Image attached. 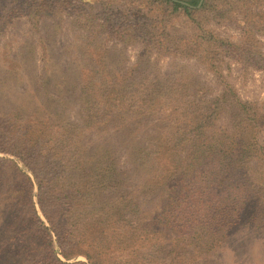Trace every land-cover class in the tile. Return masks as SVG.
I'll return each mask as SVG.
<instances>
[{"label":"trees","instance_id":"obj_1","mask_svg":"<svg viewBox=\"0 0 264 264\" xmlns=\"http://www.w3.org/2000/svg\"><path fill=\"white\" fill-rule=\"evenodd\" d=\"M165 1L184 12L202 4ZM69 78L61 77L55 105L34 93L39 102L25 118L0 114V264H116L105 260L110 250L134 244L119 264H180L179 248L197 258L235 231L244 236L264 225V165L253 175L248 165L264 159L262 123L227 83L203 99L187 76L163 82L88 71L74 78L77 92L74 82L66 87ZM72 104L84 131L66 116ZM223 105L236 111L235 130L206 133ZM149 119L155 135L131 145L127 151L140 152L126 154L129 167H121L115 147L123 137L137 143L133 134ZM85 131H112L115 143L107 139L90 151ZM247 239V249H255L253 236Z\"/></svg>","mask_w":264,"mask_h":264},{"label":"rangeland","instance_id":"obj_2","mask_svg":"<svg viewBox=\"0 0 264 264\" xmlns=\"http://www.w3.org/2000/svg\"><path fill=\"white\" fill-rule=\"evenodd\" d=\"M199 1L200 7L184 12L173 10L165 0H0V114L8 113L9 118L14 113L23 119L32 113L36 99L55 105L64 75L70 77L66 87L70 89L74 82L76 92L74 78L88 71L147 79L157 75L163 82L187 76L190 89L203 99L213 98L227 83L260 118L258 140L264 150V0ZM129 27L133 34L126 31ZM10 58L21 67H9ZM50 90L55 93L48 94ZM78 109L72 104L66 116L84 131L75 118ZM235 113L231 105H223L206 133L235 130ZM151 122L144 121L133 134L137 143L123 137L122 148L115 147L121 167L128 166L126 154L140 152L127 151L131 145L140 146L146 143L142 138L155 135ZM86 132L82 142L90 151L107 139L109 145L115 143L112 131ZM248 165L253 175L264 159ZM248 194L245 199L252 207L255 199ZM248 235L253 236L255 249H247ZM225 238L222 247L197 258H191L188 247L177 249L184 255L180 264H264V225L253 233L243 236L235 231ZM134 248L136 244L113 248L105 260L122 263ZM59 258L86 262L82 255L66 261Z\"/></svg>","mask_w":264,"mask_h":264}]
</instances>
